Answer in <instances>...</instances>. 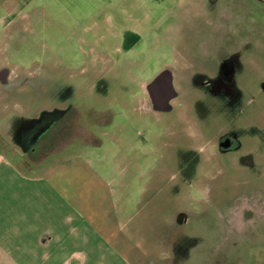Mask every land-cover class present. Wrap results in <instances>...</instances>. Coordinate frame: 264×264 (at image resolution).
I'll use <instances>...</instances> for the list:
<instances>
[{"label": "rangeland", "instance_id": "374dc122", "mask_svg": "<svg viewBox=\"0 0 264 264\" xmlns=\"http://www.w3.org/2000/svg\"><path fill=\"white\" fill-rule=\"evenodd\" d=\"M206 4L0 0V106L36 120L81 108L101 144L56 153L71 140L60 121L37 159L47 154L56 183L66 173L77 211L127 247L130 264L264 263V1ZM240 48L238 98L203 87ZM163 72L168 110L146 91ZM226 133L241 146L221 153ZM0 150L20 169L29 162Z\"/></svg>", "mask_w": 264, "mask_h": 264}, {"label": "crops", "instance_id": "0c3cea01", "mask_svg": "<svg viewBox=\"0 0 264 264\" xmlns=\"http://www.w3.org/2000/svg\"><path fill=\"white\" fill-rule=\"evenodd\" d=\"M36 118H24L20 112L0 106V141L29 161L24 170L20 169L0 150V264H130L127 247L124 253L116 249L110 237L77 211L79 206L66 173L56 183L58 180L51 179L53 170L41 165L47 154L37 159L43 155L40 146L52 142L48 134L61 120L47 125L32 143H25L24 132L41 121ZM89 141L66 142L56 153L69 147L79 150L80 145L101 144L98 137L96 143Z\"/></svg>", "mask_w": 264, "mask_h": 264}, {"label": "flooded vegetation", "instance_id": "af4514ba", "mask_svg": "<svg viewBox=\"0 0 264 264\" xmlns=\"http://www.w3.org/2000/svg\"><path fill=\"white\" fill-rule=\"evenodd\" d=\"M208 8L213 12L214 5L217 4L218 0H206ZM259 2V1H258ZM258 4V3H257ZM242 56V49L235 50L233 53L227 55L224 59H222L219 63L218 69L216 73L209 72V74H204V84L203 87L209 89L210 91H214L217 93L223 92L225 95L228 93L231 96H235L238 98L239 91L235 89L234 78L238 70L242 67L238 68V61ZM7 73L3 70L0 72L1 80H5L7 77ZM202 77V76H200ZM171 79L169 78L167 72H163L160 74L150 85L146 86V91L149 96L150 103L158 109L168 110L170 107L168 106V102L171 100L175 94L171 93ZM170 86V87H168ZM260 88L264 93V81L260 83ZM217 89V90H216ZM228 99L231 100L230 96ZM236 98L232 99V103H234ZM236 103V102H235ZM84 111V110H83ZM87 113L94 116L93 119L98 117L99 119H104L105 122H108L107 115L105 119V115L103 116L101 112L94 108H86ZM93 112H95L93 114ZM107 114V113H104ZM85 115L82 114L81 108L78 106H70L67 109H64L59 116L48 117V119H42L39 123H37L31 130L24 132V137L27 138L25 141L26 144L32 143L37 136L46 128L47 125H53L54 122H58L60 119L62 122H65L67 127L69 128V137L70 141H83L84 136L87 135V139L85 140H95L97 137L90 133L88 127H86V119L84 120ZM82 121H84L82 123ZM53 122V124L51 123ZM57 124V123H56ZM86 129L87 134H76V129ZM24 141V140H23ZM241 144L238 142L236 135L231 133H226L219 140L218 149L221 153H229L231 151L237 150L240 148ZM185 214L179 215V221L183 218ZM186 216V215H185ZM184 219V218H183ZM187 220V219H186ZM187 222V221H186ZM185 222V223H186ZM181 247V246H180Z\"/></svg>", "mask_w": 264, "mask_h": 264}, {"label": "water", "instance_id": "95a60500", "mask_svg": "<svg viewBox=\"0 0 264 264\" xmlns=\"http://www.w3.org/2000/svg\"><path fill=\"white\" fill-rule=\"evenodd\" d=\"M262 1H264V0H262ZM264 264V263H263Z\"/></svg>", "mask_w": 264, "mask_h": 264}]
</instances>
